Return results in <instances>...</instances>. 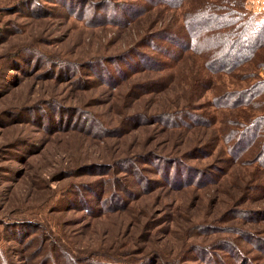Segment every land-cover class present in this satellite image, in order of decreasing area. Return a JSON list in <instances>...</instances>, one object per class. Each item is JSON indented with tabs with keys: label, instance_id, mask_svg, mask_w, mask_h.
<instances>
[{
	"label": "rangeland",
	"instance_id": "1",
	"mask_svg": "<svg viewBox=\"0 0 264 264\" xmlns=\"http://www.w3.org/2000/svg\"><path fill=\"white\" fill-rule=\"evenodd\" d=\"M184 5L0 0V264H264V58L191 51Z\"/></svg>",
	"mask_w": 264,
	"mask_h": 264
},
{
	"label": "trees",
	"instance_id": "2",
	"mask_svg": "<svg viewBox=\"0 0 264 264\" xmlns=\"http://www.w3.org/2000/svg\"><path fill=\"white\" fill-rule=\"evenodd\" d=\"M148 1L154 6L165 5L173 9L187 5L184 16L189 24L188 30L191 32L189 49L205 60L212 62L214 58L215 63L227 71L255 59L254 63L264 58V16L248 12L247 0ZM170 36L167 41L173 39ZM105 63L109 64L103 62L99 65ZM145 65L152 66L153 63L147 62ZM60 66L65 69L64 64ZM97 66L93 64L92 68ZM262 100H264V81L246 92H240L238 102L249 103L250 106L264 113ZM247 119L248 124H245L242 131L237 134V143L234 144L236 157L243 155L245 149H253L258 143H260L258 147L264 150V114ZM171 175L172 172L169 174L167 172L166 178L169 179ZM176 182L178 181L175 180L174 183ZM241 263L244 264L242 261Z\"/></svg>",
	"mask_w": 264,
	"mask_h": 264
}]
</instances>
